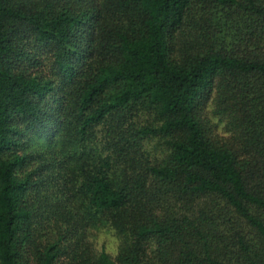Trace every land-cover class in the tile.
Segmentation results:
<instances>
[{
    "label": "trees",
    "instance_id": "trees-1",
    "mask_svg": "<svg viewBox=\"0 0 264 264\" xmlns=\"http://www.w3.org/2000/svg\"><path fill=\"white\" fill-rule=\"evenodd\" d=\"M0 264H264V0H0Z\"/></svg>",
    "mask_w": 264,
    "mask_h": 264
},
{
    "label": "rangeland",
    "instance_id": "rangeland-1",
    "mask_svg": "<svg viewBox=\"0 0 264 264\" xmlns=\"http://www.w3.org/2000/svg\"><path fill=\"white\" fill-rule=\"evenodd\" d=\"M97 246L99 249H106L111 253H116L117 251V241L113 234L109 231H104L97 238Z\"/></svg>",
    "mask_w": 264,
    "mask_h": 264
}]
</instances>
